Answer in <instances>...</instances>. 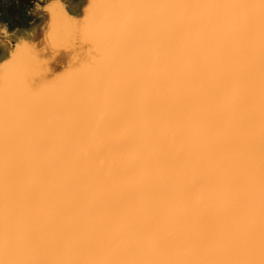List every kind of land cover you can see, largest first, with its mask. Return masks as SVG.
Instances as JSON below:
<instances>
[{
    "label": "bare ground",
    "instance_id": "1",
    "mask_svg": "<svg viewBox=\"0 0 264 264\" xmlns=\"http://www.w3.org/2000/svg\"><path fill=\"white\" fill-rule=\"evenodd\" d=\"M92 2L104 23L78 42L64 77L37 91L31 74L0 64V122L11 113L17 127L18 258L242 264L258 249L260 232L258 11L233 25L222 9L151 10L157 23L138 39L143 55L132 68L114 43L128 10L104 5L258 0ZM199 60L206 77L197 110L182 106L172 89ZM106 87L108 104L98 99ZM3 163L0 154V170Z\"/></svg>",
    "mask_w": 264,
    "mask_h": 264
},
{
    "label": "snow or ice",
    "instance_id": "2",
    "mask_svg": "<svg viewBox=\"0 0 264 264\" xmlns=\"http://www.w3.org/2000/svg\"><path fill=\"white\" fill-rule=\"evenodd\" d=\"M70 7H79V14H72ZM97 7L92 0H85L82 6L76 0H29L28 15L31 19L27 23L15 27L0 23V64L5 67L14 66L17 76L31 74L33 88L37 91L42 90L50 81L61 79L67 74L68 61L73 58L78 42L87 39L89 29H99L103 25L104 22L95 15L94 9ZM104 7L128 10V15L120 21L114 43L123 48L132 68L139 65L143 55L138 39L153 31L157 23L148 15L151 10L173 7L222 9L233 14V25L250 23L251 19L246 15L248 10L258 11L261 36L260 232L258 249L242 264H264V0H258V3L216 5L106 4ZM205 77L206 65L203 60L190 63L178 74L172 91L174 96L180 98L182 106L199 110L197 105ZM92 99L95 98H90L89 102ZM98 99L108 104L111 101V90L106 87ZM206 127V123L202 124L201 130ZM16 137L15 120L11 113H7L0 122V154L4 162L0 170V214L3 216V227H0V264H35L18 258L20 248L14 227L17 199L14 167Z\"/></svg>",
    "mask_w": 264,
    "mask_h": 264
},
{
    "label": "rangeland",
    "instance_id": "3",
    "mask_svg": "<svg viewBox=\"0 0 264 264\" xmlns=\"http://www.w3.org/2000/svg\"><path fill=\"white\" fill-rule=\"evenodd\" d=\"M76 3L80 5L81 0H76ZM28 9L29 0H0V23H6L10 27L27 23L31 19ZM75 9L70 7V11ZM37 23L40 21L37 20Z\"/></svg>",
    "mask_w": 264,
    "mask_h": 264
}]
</instances>
